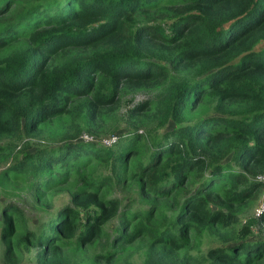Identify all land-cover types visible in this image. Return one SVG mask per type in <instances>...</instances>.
I'll use <instances>...</instances> for the list:
<instances>
[{
	"label": "trees",
	"instance_id": "1",
	"mask_svg": "<svg viewBox=\"0 0 264 264\" xmlns=\"http://www.w3.org/2000/svg\"><path fill=\"white\" fill-rule=\"evenodd\" d=\"M9 3L17 5L7 16L4 10ZM162 5L171 6L174 13L187 6L194 14L177 15L165 26L140 20ZM186 26H196V31L190 36L179 35ZM148 39L163 46L179 44L182 50L163 55L147 47ZM19 40L28 44L9 48ZM88 47L91 51L87 55L66 51ZM57 54L60 60L52 65L51 58ZM182 55L185 60L206 59L196 72L197 76L206 75L201 79L168 81L157 98L160 127L168 120L180 124L185 111L206 91L216 98V108L223 116L199 120L150 138V154L137 166L148 189L162 196L192 171L203 178L198 192L184 201L186 220L179 224L177 232L169 229L159 233L160 238L168 237L177 244L181 231H204L217 215L202 209L208 206L207 192L226 190L227 199L238 204L249 198L254 189L263 187L256 177L264 174V0H0V131L16 137L34 131L45 118L63 114L71 98L87 95L91 88L89 75L104 73L107 77L93 97L68 112L77 132L78 117L100 115L98 102L111 99L122 80H142L138 76L162 78L167 73L166 63L173 66ZM238 100L244 103L225 104ZM208 133L212 137H207ZM134 134L121 137L116 133L117 141L111 146L99 140L87 142L67 136L64 150L36 149L11 163L14 173L35 177L44 169L56 168L58 176L70 178L80 159L81 166L99 160L109 168L108 173L90 181L79 178L81 186L70 198L73 207H62L58 212L61 215L49 218L43 231L30 237L32 241L42 246L55 245L51 237L59 228L66 240L75 235L80 240L99 235L108 218L121 206L117 198L104 200L101 191L123 182L122 166L127 151L135 145ZM129 205L123 204L122 210H128ZM90 208L101 214L81 216ZM258 216L264 219V209ZM139 221L131 235L125 236L120 226L115 238L130 240L141 231L157 234V229L144 225L145 218ZM112 245L113 240H106L101 246L105 250ZM150 249L143 264H150L154 256ZM263 252L264 238L251 244L243 238H233L228 247L217 248L211 264H249L252 257ZM159 260L166 259L161 255Z\"/></svg>",
	"mask_w": 264,
	"mask_h": 264
},
{
	"label": "rangeland",
	"instance_id": "2",
	"mask_svg": "<svg viewBox=\"0 0 264 264\" xmlns=\"http://www.w3.org/2000/svg\"><path fill=\"white\" fill-rule=\"evenodd\" d=\"M8 5L9 8L4 10L7 16L13 13L17 4ZM174 11L171 6L162 5L143 15L140 20L165 26L166 23L175 20L177 15L194 14L187 6L177 8L175 13ZM195 31L196 26L190 28L186 26L180 30L179 35L183 33L184 36H190ZM166 33L171 34L169 30ZM175 35L176 33L172 37ZM25 41L19 40L9 48H16V45L25 46L28 44ZM146 45L151 50L161 51L163 55L169 52L176 54L182 50L179 44L163 46V43L151 39L146 41ZM66 51L69 54L87 55L90 54L91 48H74ZM59 60L60 55H54L51 64L55 65ZM154 60L158 61V58ZM205 61L207 60L204 58L185 60L182 55L175 60L173 66L166 63L167 73L162 78L147 79L138 76L142 80L135 78L122 80L111 99L107 97L98 102L97 109L101 111L100 115L88 117L83 114L78 117L77 132L68 112L77 110L93 97L99 84L107 77L104 73L89 75L87 79L90 80L91 88L87 95L71 98L63 114L45 118L34 131L19 137L0 131V264H40L41 260L47 261V264H143L150 248L154 253L150 264H211L212 258L217 254V248L228 247L233 238H243L249 244L263 239L264 219L257 216L256 212L264 206V174L256 177L263 182V187L254 189L251 196L242 203L230 202L226 190L207 192L210 194L208 206L202 209L206 210L207 214L215 212L217 215L204 231L192 228L186 232L181 231L176 244L168 237L160 238L159 233L169 229L173 233L177 232L179 224L186 220L183 217L187 211V208H183L184 201L198 192L203 178L199 179L192 171L166 196H162L148 189L147 181L137 170L140 161H144L150 154L148 147L150 138L160 137L199 120L223 116L216 108V98L206 91L193 107L185 111L180 124L168 120L160 127L158 121L160 110L157 107V98L166 88L168 81L179 78L191 80L203 78L206 73L197 76L196 72L204 66ZM241 103L244 102L241 100L225 102L230 106ZM222 108L223 106H220V109ZM132 132L136 134L135 145L131 151H127L128 154L126 153V161L122 166L123 182L111 190H102L100 194L106 201L117 198L121 201V206L117 208L115 215L112 214L108 218L99 235L94 239L83 240L75 235L74 238L66 240L61 232L63 229L59 228L57 234L54 233L56 236H52V241L50 240L52 243L56 242L55 245L42 246L32 241L30 237L41 233L42 226L49 218L61 215L58 212L62 207L69 206V209L73 207L70 198L81 186L79 178L90 181L100 174L108 173L109 168L99 160L81 166L80 159L70 178L58 176L56 168L44 169L35 177L14 173L10 167L11 163L36 149L59 147L55 151L64 150L67 136L75 140L83 135L87 137L81 139L83 141L99 140L102 143V139L113 134L118 133L121 137H126ZM206 136L210 138L212 134L208 133ZM49 166L53 167V164ZM50 178L51 180L46 183L45 180ZM125 203L130 205L128 210L123 211L122 205ZM81 214L90 217L99 216L101 213L98 209L90 208ZM140 218L146 219L145 226L153 227L154 231L157 229V234L141 231L133 234L130 240L115 238L120 226L123 227L125 236L134 233L139 226ZM4 228L7 229L2 234ZM47 231L49 232L48 229ZM58 240L60 243H57ZM106 240H113V247L104 250L101 245ZM179 241L180 243L182 241L181 245H178ZM43 251L46 253L41 256ZM105 253L112 255L106 257ZM161 255L166 259L164 262L159 260ZM248 263L264 264V252L252 257Z\"/></svg>",
	"mask_w": 264,
	"mask_h": 264
},
{
	"label": "built area",
	"instance_id": "3",
	"mask_svg": "<svg viewBox=\"0 0 264 264\" xmlns=\"http://www.w3.org/2000/svg\"><path fill=\"white\" fill-rule=\"evenodd\" d=\"M80 139H87V137H84L82 135ZM116 140H117V135L113 134L110 137H106V138L102 139V144H104L106 146H111ZM263 209H264V206L257 209L256 215L257 216L260 215Z\"/></svg>",
	"mask_w": 264,
	"mask_h": 264
},
{
	"label": "clouds",
	"instance_id": "4",
	"mask_svg": "<svg viewBox=\"0 0 264 264\" xmlns=\"http://www.w3.org/2000/svg\"><path fill=\"white\" fill-rule=\"evenodd\" d=\"M117 141V140H116Z\"/></svg>",
	"mask_w": 264,
	"mask_h": 264
}]
</instances>
